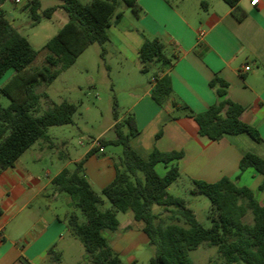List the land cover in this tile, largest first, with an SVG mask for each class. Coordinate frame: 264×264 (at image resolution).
<instances>
[{
    "label": "crops",
    "instance_id": "0c3cea01",
    "mask_svg": "<svg viewBox=\"0 0 264 264\" xmlns=\"http://www.w3.org/2000/svg\"><path fill=\"white\" fill-rule=\"evenodd\" d=\"M202 1L205 0H138L142 9L139 17L119 8L121 20L107 30L104 53L129 62L139 74H144L138 60L144 38L159 39L166 53L176 56L173 65L165 70L170 76L172 95L163 106H158L149 95L156 64L149 65L147 80L139 78L138 81L145 82L141 91H128L138 129L130 146L142 158L154 148L161 152L180 151L183 156L172 164L178 168V179L187 180L190 189L192 180L214 183L225 177L250 189L256 201L264 205V176L253 169L238 171L239 160L245 153L264 159V0H258L254 6L250 0H240L235 10L243 14L240 20L221 0H207L205 8L200 5ZM57 11L64 12L61 8ZM245 66L248 71L242 70ZM13 75L14 70H8L0 79V86ZM215 77L228 84L227 98L244 108L240 120L257 130L260 142L247 134L223 135L211 141L198 134L193 119L174 109L172 100L185 104L194 113L214 104L216 95L209 83ZM39 145L40 150L56 149L54 156L58 161L64 156V141L58 143L49 136L48 141ZM103 148V152L97 150L85 157L91 150L89 144L81 155L69 160L73 166L84 160L83 173L92 190L98 192L113 180L119 159L118 155H107ZM29 149L0 173V264H14L20 256L30 264H86L84 248L67 225L71 213L81 216L70 206L69 196L57 192L51 184L55 175L68 168L34 156L24 162ZM169 166L160 163L155 169L157 172L160 168L163 176ZM121 214L120 220L117 213V229L105 231L103 236L122 264H138L149 247L143 224L134 220L131 211ZM194 252L197 260L210 261L213 248L203 244Z\"/></svg>",
    "mask_w": 264,
    "mask_h": 264
},
{
    "label": "trees",
    "instance_id": "16d2710c",
    "mask_svg": "<svg viewBox=\"0 0 264 264\" xmlns=\"http://www.w3.org/2000/svg\"><path fill=\"white\" fill-rule=\"evenodd\" d=\"M58 1L59 6H50L41 12L40 0H31L23 7L32 26L42 19H50L58 8L67 16L66 23L43 46V65L30 68L38 50L5 17L1 9L5 0H0V79L8 70H14L8 82L0 86V93L9 100L7 106H0V173L12 167L38 140L48 141V127L73 123L77 107L68 101L52 103L42 113H37L40 100L47 98L46 93L38 92L37 88L51 84L93 43L102 47L103 57V45L108 41L107 30L123 16L118 10L120 6L130 10L135 17L142 13L138 0ZM221 1L233 10L236 19L243 17L235 12L240 0ZM200 5L205 8L207 3L202 1ZM175 59V55L166 53L165 45L157 38H144L138 50L142 73L149 72L150 64L158 65L151 74L153 85L149 94L158 106H163L171 98L170 76L165 70ZM209 85L216 95V102L205 111L194 113L177 100H172V106L193 119L198 134L211 141H217L223 135L247 134L260 142L257 130L240 120L244 108L227 98L228 84L215 77ZM115 108L114 102L113 138H98L103 147L119 145L123 148L113 180L99 193L94 192L83 173L84 160L76 162L72 170L63 168L51 179L53 188L68 195L70 206L80 213L81 218L71 213L67 225L84 248V262L122 264L103 233L117 229V213L131 211L134 220L143 224L142 232L153 248L149 264H195L190 252L203 244L215 247L222 260V263L210 261L208 264H264V205L256 201L250 189L225 177L214 183L192 180L190 193L204 195L211 205L210 225L203 227L185 200L168 192V187L179 178L178 168L172 163L183 153L161 152L154 148L146 158L140 157L130 146V139L138 134L133 115L119 122ZM96 151V148L91 149L85 157ZM160 163L170 165L163 176L155 169ZM247 169L264 176V159L245 153L239 160L238 171L242 173ZM104 199L111 207L101 210ZM154 206L170 212L182 224H165L161 214L152 211ZM248 212L251 213V223L244 222ZM14 264L30 262L20 256Z\"/></svg>",
    "mask_w": 264,
    "mask_h": 264
},
{
    "label": "rangeland",
    "instance_id": "374dc122",
    "mask_svg": "<svg viewBox=\"0 0 264 264\" xmlns=\"http://www.w3.org/2000/svg\"><path fill=\"white\" fill-rule=\"evenodd\" d=\"M82 3L85 0H79ZM207 1V0H205ZM58 0H41L42 10L54 6ZM122 8V6H120ZM2 10L5 16L11 22L13 27L24 36L30 45L38 50V55L30 64V68L40 67L43 65L45 51L44 44L56 34L63 23L67 20L64 12H55L50 19H42L40 23L32 26V20L27 12L20 5H15L11 0H5L2 4ZM127 12L130 10L126 9ZM130 14V13H129ZM105 50V45L103 46ZM102 47L93 43L89 45L74 64L68 69L61 72L58 77L49 85H40L37 88L38 92H44L47 95L46 99H41L37 113H42L52 103L59 104L62 101H68L76 105L77 109L73 115V123L62 126H52L47 128V134L60 143L64 141V156L58 161L55 158L56 149L40 150L38 146L43 140H38L23 157L24 162L29 160L31 156L40 157L42 161L59 162L63 167L69 170L74 168L73 164L69 163L70 159H74L81 155L89 144L97 139L100 135L111 137L113 134L112 124H114V102L116 103L115 112L117 121L122 122L128 115H133L130 106L133 103L132 99L127 96L130 89H141L145 82L138 81L139 78H148L147 74H139L129 64V62L120 60L114 54L104 53L101 56ZM137 82V83H135ZM134 85H132V84ZM139 83V84H138ZM132 87V88H131ZM9 104V100L4 95L0 94V105L3 107ZM81 143V145H80ZM123 148L119 145H107L105 153L107 155L121 156ZM157 173L162 175L163 172L159 168ZM96 193L98 190L94 189ZM168 192L174 196L180 197L186 201L187 206L196 215L197 221L205 228L209 227L210 219V202L201 194H191L189 182L185 179H178L168 187ZM110 203L104 199V204L100 206L101 210L109 209ZM161 207L154 206L152 211L160 213L164 223H179L176 217L168 211L161 210ZM78 214L80 215L79 211ZM123 215L119 213L121 220ZM244 222L251 223V213L248 212L244 217ZM213 248L210 261H222L216 248ZM153 248L148 247V251L143 253V260L138 264H149V257L152 255ZM190 257L195 264H208L210 261L198 258L193 251ZM67 264V262H64Z\"/></svg>",
    "mask_w": 264,
    "mask_h": 264
},
{
    "label": "built area",
    "instance_id": "2783aa9c",
    "mask_svg": "<svg viewBox=\"0 0 264 264\" xmlns=\"http://www.w3.org/2000/svg\"><path fill=\"white\" fill-rule=\"evenodd\" d=\"M15 5H20L21 7H25L29 4V2L31 0H11ZM258 3V2H257ZM257 3H253L252 0H250V5L251 6H254L256 5ZM203 35L202 32H200V36ZM243 71H248L249 70V67L248 66H245L243 69ZM91 149L93 148H96L98 150V152H103V146L100 144L99 142V139H95L93 140L91 143Z\"/></svg>",
    "mask_w": 264,
    "mask_h": 264
},
{
    "label": "snow or ice",
    "instance_id": "6c2138e0",
    "mask_svg": "<svg viewBox=\"0 0 264 264\" xmlns=\"http://www.w3.org/2000/svg\"><path fill=\"white\" fill-rule=\"evenodd\" d=\"M252 2L255 4V3H257V2H258V0H252Z\"/></svg>",
    "mask_w": 264,
    "mask_h": 264
}]
</instances>
